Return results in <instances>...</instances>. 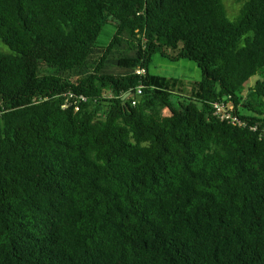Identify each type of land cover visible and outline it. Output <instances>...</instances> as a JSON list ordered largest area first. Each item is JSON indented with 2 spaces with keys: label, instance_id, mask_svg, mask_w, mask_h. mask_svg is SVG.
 Wrapping results in <instances>:
<instances>
[{
  "label": "trees",
  "instance_id": "trees-1",
  "mask_svg": "<svg viewBox=\"0 0 264 264\" xmlns=\"http://www.w3.org/2000/svg\"><path fill=\"white\" fill-rule=\"evenodd\" d=\"M243 1L0 0V264H264V0Z\"/></svg>",
  "mask_w": 264,
  "mask_h": 264
},
{
  "label": "rangeland",
  "instance_id": "rangeland-1",
  "mask_svg": "<svg viewBox=\"0 0 264 264\" xmlns=\"http://www.w3.org/2000/svg\"><path fill=\"white\" fill-rule=\"evenodd\" d=\"M224 5L227 9L228 16L230 19H236L244 6L243 0H223ZM115 28L109 24L104 29L102 35L99 38V44L101 46H105L112 35L114 34ZM0 50L6 52L9 51V49L2 43H0ZM152 73L164 76V77H174V78H180L185 80L186 82L190 81H198L201 79V71L198 68V66L190 61L182 60L177 63L170 62L167 59H164L160 56H156L154 58V62L151 66ZM260 76L254 77L247 85L246 87H250L253 85V83L256 81L257 78ZM173 100L175 102V107L178 108L179 104L182 102L181 98L173 97ZM170 112L168 110H165L163 107H159L157 111V115L159 118L169 115Z\"/></svg>",
  "mask_w": 264,
  "mask_h": 264
},
{
  "label": "built area",
  "instance_id": "built-area-1",
  "mask_svg": "<svg viewBox=\"0 0 264 264\" xmlns=\"http://www.w3.org/2000/svg\"><path fill=\"white\" fill-rule=\"evenodd\" d=\"M144 73H145L144 69H140L137 71L138 75H143ZM142 94H143V88L138 87L136 90L134 101L132 102L133 106L137 105L138 98L142 96ZM82 100L85 101V98H82ZM239 109L240 107H237L235 104L231 102L225 103V101L218 102L214 105L215 115L217 117H219L221 120L229 122L232 125L241 127L244 125V122L241 121V119L239 118V114H237ZM76 110L78 111L79 109L76 108Z\"/></svg>",
  "mask_w": 264,
  "mask_h": 264
},
{
  "label": "water",
  "instance_id": "water-1",
  "mask_svg": "<svg viewBox=\"0 0 264 264\" xmlns=\"http://www.w3.org/2000/svg\"><path fill=\"white\" fill-rule=\"evenodd\" d=\"M129 96H130V93L127 94V95L124 97V100H126V98L129 97Z\"/></svg>",
  "mask_w": 264,
  "mask_h": 264
}]
</instances>
